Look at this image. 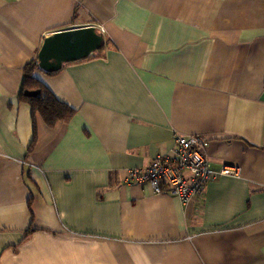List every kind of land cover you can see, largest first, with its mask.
Wrapping results in <instances>:
<instances>
[{
  "label": "crops",
  "instance_id": "obj_1",
  "mask_svg": "<svg viewBox=\"0 0 264 264\" xmlns=\"http://www.w3.org/2000/svg\"><path fill=\"white\" fill-rule=\"evenodd\" d=\"M89 26L100 54L34 73L76 113L28 152L24 67ZM174 134L235 173L188 204L128 183ZM0 264H264V0H0Z\"/></svg>",
  "mask_w": 264,
  "mask_h": 264
},
{
  "label": "built area",
  "instance_id": "obj_2",
  "mask_svg": "<svg viewBox=\"0 0 264 264\" xmlns=\"http://www.w3.org/2000/svg\"><path fill=\"white\" fill-rule=\"evenodd\" d=\"M173 143L169 154L156 156L146 167L129 169L127 182H148L155 194L169 191L188 204L204 193L210 181L235 173L228 167L219 171L210 167L207 150L211 142L206 137L174 134Z\"/></svg>",
  "mask_w": 264,
  "mask_h": 264
},
{
  "label": "trees",
  "instance_id": "obj_3",
  "mask_svg": "<svg viewBox=\"0 0 264 264\" xmlns=\"http://www.w3.org/2000/svg\"><path fill=\"white\" fill-rule=\"evenodd\" d=\"M102 47L98 52L94 53L91 57L84 59L83 61L90 60L102 52ZM42 71L38 65V59L35 58L31 62L25 65L23 70V79L21 81L20 89L17 95V99L20 102L26 103L31 109L32 119V141L28 152L33 151L37 137H36V122L37 118H40L45 126L49 129L55 128L58 124H67L74 117L76 111L61 102L56 96L39 80L34 77L35 71ZM46 75H54L58 72L46 73ZM30 229L26 233V238L32 233Z\"/></svg>",
  "mask_w": 264,
  "mask_h": 264
},
{
  "label": "water",
  "instance_id": "obj_4",
  "mask_svg": "<svg viewBox=\"0 0 264 264\" xmlns=\"http://www.w3.org/2000/svg\"><path fill=\"white\" fill-rule=\"evenodd\" d=\"M103 45V35L92 26L60 30L44 38L37 54L38 65L46 73L58 72L65 64L91 57Z\"/></svg>",
  "mask_w": 264,
  "mask_h": 264
}]
</instances>
